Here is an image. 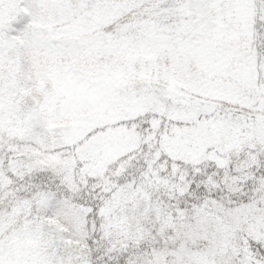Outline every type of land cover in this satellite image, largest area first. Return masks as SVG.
Wrapping results in <instances>:
<instances>
[{"label":"snow or ice","instance_id":"obj_1","mask_svg":"<svg viewBox=\"0 0 264 264\" xmlns=\"http://www.w3.org/2000/svg\"><path fill=\"white\" fill-rule=\"evenodd\" d=\"M0 264H264V0H0Z\"/></svg>","mask_w":264,"mask_h":264}]
</instances>
